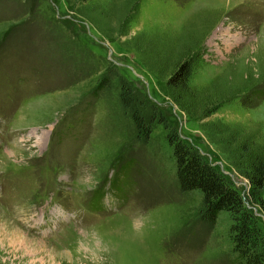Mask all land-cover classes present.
Instances as JSON below:
<instances>
[{"label": "rangeland", "instance_id": "rangeland-1", "mask_svg": "<svg viewBox=\"0 0 264 264\" xmlns=\"http://www.w3.org/2000/svg\"><path fill=\"white\" fill-rule=\"evenodd\" d=\"M184 48L199 90L189 113L165 89ZM121 81L143 131L122 110ZM254 89L264 91V0H0V264H230L233 215L201 220L169 136L233 183L264 234L261 192L208 136L264 152ZM122 166L126 188H114Z\"/></svg>", "mask_w": 264, "mask_h": 264}, {"label": "trees", "instance_id": "trees-1", "mask_svg": "<svg viewBox=\"0 0 264 264\" xmlns=\"http://www.w3.org/2000/svg\"><path fill=\"white\" fill-rule=\"evenodd\" d=\"M190 50V48L181 49L176 55L175 62L171 66L174 71L169 74L165 83L168 96L188 113L195 106L196 96L199 94V90L192 88L188 83L193 61ZM166 64L169 66V59H166ZM149 68L152 70L150 66ZM119 86V99L123 112L129 113L135 125L143 131V125L146 123L138 112L137 101L131 98L132 96H128L126 89L129 88H126L128 86L124 82L121 81ZM252 95L261 98L264 96V91L254 89ZM209 102L211 101H204L201 106L207 108L213 104ZM216 103L219 102H214ZM242 104H249L246 97L242 100ZM209 113L204 115L207 116ZM208 136L217 145L224 144L223 151L232 152L235 158H238L237 154L240 156L237 169L249 179L253 191L261 192L255 197V201L264 211V152L259 149L256 140L251 138L237 145L236 137L223 134V130L217 132L209 130ZM169 143L175 159V174L179 190L182 192L198 190L202 195L201 220L212 225L220 211H229L233 215L234 223L230 227V233L235 255L230 264H264V234L256 226L253 213L243 205V199L233 183L192 145L181 139L175 131L169 136ZM127 170L125 166H122V169H116L117 174L109 180L111 186L114 185L115 188L116 185L119 187L121 184L123 188H126L123 184L126 181ZM120 198L124 200V197Z\"/></svg>", "mask_w": 264, "mask_h": 264}]
</instances>
